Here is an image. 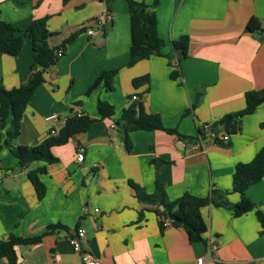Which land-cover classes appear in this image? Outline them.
<instances>
[{"label": "crops", "instance_id": "crops-1", "mask_svg": "<svg viewBox=\"0 0 264 264\" xmlns=\"http://www.w3.org/2000/svg\"><path fill=\"white\" fill-rule=\"evenodd\" d=\"M156 13L166 56L129 66L127 0H0V17L15 26L27 27L48 16L51 46L77 34L45 72L46 81L29 101L14 144L42 142L72 110L96 119L86 132L52 148L57 162L27 166H20L4 144L11 117L0 122V238L47 232L39 243L17 246L22 264H83L70 242L79 227L86 230L84 249L101 264H196L207 255V243L190 242L186 231L173 225L162 233L156 206L140 200L130 182L153 193L159 179L170 199L186 192L207 196L213 187L227 192L230 204L241 199L232 190L233 174L238 163L251 161L264 145V103L243 117L240 131L228 140L223 139L225 127L218 125L213 133L222 143L210 134L202 139L198 128L244 109L246 92L264 89V0H160ZM103 16L111 17L108 26L92 25ZM252 18L259 20V30L248 29ZM91 27L93 35L88 34ZM183 35L190 39L189 55L180 61L181 75L173 79L167 55L176 65L172 41ZM32 62L28 39L16 56L0 49V80L7 88L21 85ZM106 69H118L114 90L101 85L87 94ZM147 74L149 84L136 88L133 79ZM133 95L147 111L159 113L166 128L196 139L137 130L130 133L132 148L127 150L117 120L137 101ZM99 100L115 106L113 117L101 118ZM81 145L85 157L78 161ZM45 165L39 178L46 193L39 199L28 174ZM246 195L255 207L240 216L229 206L211 203L202 209L207 240L218 245L211 264H264V233L257 215L264 213V178L250 185Z\"/></svg>", "mask_w": 264, "mask_h": 264}, {"label": "trees", "instance_id": "trees-1", "mask_svg": "<svg viewBox=\"0 0 264 264\" xmlns=\"http://www.w3.org/2000/svg\"><path fill=\"white\" fill-rule=\"evenodd\" d=\"M127 2L129 4L131 21V47L128 65L132 66L153 55L166 56L163 53L166 41L159 34L156 13V7L160 0H127ZM48 19V16L36 18L29 26L20 27L0 17V49L3 54L10 56L18 55L23 50L26 39L30 41L33 49L31 72L24 83L17 87L7 88L3 81L0 80V122L5 124L7 118L11 117V123L6 130L4 144L19 159L20 166H27L35 161H44L46 164L57 162L58 158L53 154L52 148L64 145L73 136L86 132L96 120L85 113L78 115L77 112L72 110L63 126L55 134L52 133L51 129L49 136L42 142L36 145L14 144V140L21 135L22 122L29 101L38 86L46 81L45 72L57 64L60 58L57 55L58 50H64V46L73 41L77 36V34L72 35L60 46H51L49 40L53 33L48 28ZM260 28L259 20L252 18L248 24V29L259 30ZM189 42L188 35H183L172 41L173 53L176 56L177 64H172L173 56L167 55V57L169 64L173 68L171 71L173 79L181 75L179 64L180 61L189 55ZM117 73L118 69L103 70L92 83L87 94H90L101 85L108 91L114 90V79ZM149 82L150 77L148 74L133 79V84L136 88L147 86ZM147 91L148 87L145 93ZM245 98L246 106L244 109L228 113L212 125L199 127L198 133L200 137L203 139L208 136L207 134H210V136H213L215 142L222 143L213 133L218 125L224 126L228 134L238 133L241 129L243 117L254 113L264 103V89L247 91ZM97 108L101 118H111L116 113L115 106L107 100H99ZM117 124L122 127L127 150H131L132 148L130 133L137 130H166L179 137L196 139L195 137L182 136L175 129L166 128L162 116L159 113L147 111L144 103L140 100L135 101L123 110L117 120ZM46 170L47 166L45 165L30 171L28 174L39 199H42L46 193V187L40 180L39 174ZM263 178L264 145L251 161L240 162L236 165L233 174L232 190L238 192L241 199L235 204H230L225 198L227 192L215 187L211 189L210 194L207 196H196L186 192L176 199H170L165 185L159 179L156 180V191L153 193L147 192L133 181L130 184L140 200L156 206L155 212L158 216L162 233L169 225H173L183 228L190 242H207V224L203 218L202 209L211 203L217 206H229L233 209L235 216H240L253 210L255 203L247 197L246 189ZM257 215L262 225L261 233H264V213L258 211ZM166 221H168V224H166ZM55 227L56 225H51L50 228ZM46 234L47 232L45 231L35 236H16L12 234L7 239L0 238L1 264H22L19 262L17 246L39 243Z\"/></svg>", "mask_w": 264, "mask_h": 264}, {"label": "built area", "instance_id": "built-area-1", "mask_svg": "<svg viewBox=\"0 0 264 264\" xmlns=\"http://www.w3.org/2000/svg\"><path fill=\"white\" fill-rule=\"evenodd\" d=\"M111 23V17L110 16H103L96 18L92 21V25L96 26L97 28H103L107 24ZM95 27H91L88 29V34L93 35L95 34ZM64 53L63 49H59L57 52V55L61 57ZM133 100H137L138 96L133 95ZM78 115H81L82 111H76ZM52 117H55V115H52ZM115 126V124H113ZM58 129L52 128V133L55 134ZM224 140L229 139V134H226L223 136ZM85 157V150L84 147L81 145L79 146V150L77 152V160L83 161ZM100 209L97 207L95 208V211L98 212ZM166 224H168V221H166ZM86 236V230L84 227L77 228L73 234L70 236V242L73 245V248L76 252H78L81 255V259L83 261V264H101L100 261L88 250L84 249L83 247V241ZM207 255L201 256L197 258L196 264H211L213 261V253L217 250L218 245L214 242H211L210 240H207Z\"/></svg>", "mask_w": 264, "mask_h": 264}]
</instances>
